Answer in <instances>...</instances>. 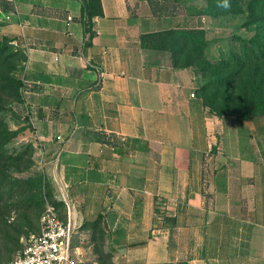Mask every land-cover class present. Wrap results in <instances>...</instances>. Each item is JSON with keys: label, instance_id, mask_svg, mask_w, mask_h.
<instances>
[{"label": "crops", "instance_id": "0c3cea01", "mask_svg": "<svg viewBox=\"0 0 264 264\" xmlns=\"http://www.w3.org/2000/svg\"><path fill=\"white\" fill-rule=\"evenodd\" d=\"M15 6L0 0V38L24 55L23 102L54 151L66 222L84 240L96 227L109 258L81 241L73 263L264 264V120L214 115L193 68L142 43L206 31L204 15L171 0Z\"/></svg>", "mask_w": 264, "mask_h": 264}, {"label": "rangeland", "instance_id": "374dc122", "mask_svg": "<svg viewBox=\"0 0 264 264\" xmlns=\"http://www.w3.org/2000/svg\"><path fill=\"white\" fill-rule=\"evenodd\" d=\"M229 2V1H228ZM172 10L183 8L189 12H201L206 20L207 43L202 54L192 53L190 44L184 45L185 37L172 32L163 36H150L145 45L154 51L161 52L172 65L174 59L181 63H192L197 71L202 97L209 100L211 87H217L216 79L205 68L209 61L214 62L229 55H238L241 48L247 46L252 38L264 36V22L250 21L249 14L264 11V0H241L239 8L228 9L222 14L207 0H171ZM0 41V123L9 131L8 140L0 151L7 158H16L11 165L5 166L3 190H0V263L11 260L23 247V241L39 231V218L47 205L58 212L62 220H66L67 208L63 201V193L58 184L54 169V151L49 149L36 137L35 129L30 123L22 98V65L23 57L15 45H7ZM200 46H198L199 48ZM200 50V49H199ZM201 52V50H200ZM197 55V56H196ZM208 65L213 66L211 63ZM21 83V85H19ZM257 84V82H256ZM250 82L247 79V95L249 98H264V85ZM237 94L238 88L234 87ZM236 99V98H235ZM235 104L239 106L237 100ZM262 106V102H249L252 106ZM252 119L264 120V116ZM21 192V197L12 195L13 190ZM84 235L72 233L71 244L92 246L101 255V260L109 262L107 255L101 253V235L96 227H88ZM84 240V241H83ZM86 243V244H85Z\"/></svg>", "mask_w": 264, "mask_h": 264}, {"label": "trees", "instance_id": "16d2710c", "mask_svg": "<svg viewBox=\"0 0 264 264\" xmlns=\"http://www.w3.org/2000/svg\"><path fill=\"white\" fill-rule=\"evenodd\" d=\"M95 0H89V2L93 3ZM210 1L211 4H213L214 8L217 11L218 14H222V12L227 11L228 9H234V7L237 9L239 8V4L241 0H228V7H222L220 6L222 3V0H207ZM93 13V9L88 12V18L91 17ZM201 13V12H200ZM250 21H253L255 23H259L260 27L262 23L264 22V11L258 12L256 14H249ZM264 31V28H261V32ZM172 32L177 33L181 35L182 37H185L187 40H182V43L184 45L190 44L192 46V53L198 54L200 56L202 54V48L204 45H206V32L204 30H168L161 33H155V34H147L142 37V43L143 46L147 47L145 45V40L150 36H163L165 34H171ZM0 41L6 43L7 45L11 46L10 40L5 37H1ZM1 42V43H2ZM198 46H200L198 48ZM17 50L20 52L24 59L23 53L19 50V48L16 46ZM201 52H200V50ZM197 56V55H196ZM209 63H211L213 66L205 65V68H207L210 71V74L213 75L216 79V83L218 84L217 87L212 88L211 87V93L208 95L209 100H212L213 103H208V100L206 98L204 99L201 95V88L199 86L198 93L202 98V102L204 106L214 115L222 117V116H235L241 119H252L254 117H260L264 116V98H249L247 95V79L250 80V82L255 83L256 85L263 84L264 85V36L259 37L258 39L252 38L247 46H244L241 48V53L238 55H229L226 59L222 58L220 60H215L214 62H211L208 60ZM172 66L174 67H192L194 70L195 75L197 76V71L193 67L192 63L185 62L181 63V59H174L172 61ZM21 85V83H19ZM237 87L239 90V93L236 97V92L234 87ZM22 89H23V82H22ZM236 98V99H235ZM237 100L236 105L235 101ZM249 102H262V106H258L257 104H254L252 106L249 105ZM9 131L3 127V125L0 123V149L3 144L5 143L9 138ZM13 160H17L16 158H7L5 155H3V152L0 151V190H3V182L6 181L5 177V166L11 165ZM18 190H13L12 195H16L18 197H21L22 194L25 193L26 190H23L21 192H18ZM1 200V199H0ZM54 208V207H53ZM55 210V208H54ZM56 211V210H55ZM58 215V212H56ZM59 217V215H58ZM60 218V217H59ZM61 219V218H60ZM62 220V219H61ZM63 223H66V220H62ZM94 225V224H93ZM72 239V235H71ZM70 239V247H72Z\"/></svg>", "mask_w": 264, "mask_h": 264}, {"label": "built area", "instance_id": "2783aa9c", "mask_svg": "<svg viewBox=\"0 0 264 264\" xmlns=\"http://www.w3.org/2000/svg\"><path fill=\"white\" fill-rule=\"evenodd\" d=\"M8 1L15 6V0ZM70 239L67 222L63 223L53 206L47 205L39 218L38 233L27 237L21 251L11 260L0 264H74Z\"/></svg>", "mask_w": 264, "mask_h": 264}, {"label": "clouds", "instance_id": "9594fccd", "mask_svg": "<svg viewBox=\"0 0 264 264\" xmlns=\"http://www.w3.org/2000/svg\"><path fill=\"white\" fill-rule=\"evenodd\" d=\"M220 6L225 7V8L228 7V0H222V3Z\"/></svg>", "mask_w": 264, "mask_h": 264}]
</instances>
